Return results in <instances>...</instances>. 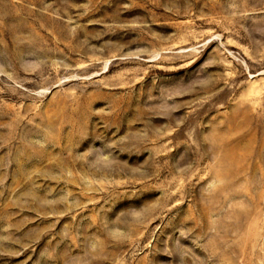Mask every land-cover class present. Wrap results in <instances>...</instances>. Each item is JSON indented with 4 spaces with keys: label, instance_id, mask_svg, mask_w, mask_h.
Instances as JSON below:
<instances>
[{
    "label": "rangeland",
    "instance_id": "rangeland-1",
    "mask_svg": "<svg viewBox=\"0 0 264 264\" xmlns=\"http://www.w3.org/2000/svg\"><path fill=\"white\" fill-rule=\"evenodd\" d=\"M0 264H264V0H0Z\"/></svg>",
    "mask_w": 264,
    "mask_h": 264
}]
</instances>
